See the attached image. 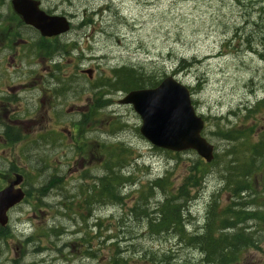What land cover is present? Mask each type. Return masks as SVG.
<instances>
[{"label": "rangeland", "instance_id": "obj_1", "mask_svg": "<svg viewBox=\"0 0 264 264\" xmlns=\"http://www.w3.org/2000/svg\"><path fill=\"white\" fill-rule=\"evenodd\" d=\"M102 2L57 8L79 15L85 10L93 17L83 49H88L85 62L90 61L95 80L105 82L122 67L141 70L151 82L171 77L189 89L194 110L204 120V137L217 160L201 185L176 201L187 209L186 233L203 234L212 200L217 215L229 205L227 161L238 149L215 132L219 127L254 129L257 141L264 126V0H131L109 8ZM181 61L188 66L185 70L179 68ZM99 91L103 108L84 121L67 111L83 109L85 95L65 104L56 100L58 122L45 105L31 119L14 120L23 139L16 143H4L0 130V188L19 173L29 194L8 213L11 233L0 247V264L6 257L15 262L13 258L25 253L39 264H161L163 257L173 264H200L199 251L177 233L149 231L147 212L165 196L161 190L145 192L151 181L168 172L167 185L175 195L199 157L192 151L152 147L139 134L138 115L131 106L119 104L124 93ZM93 98L90 92L89 102ZM259 102L263 104L255 110ZM243 108L255 111L244 118ZM73 122H81L75 134ZM114 160L130 177L122 187L115 185L121 200H90L89 192L96 191L92 185L105 175L107 164L117 165ZM255 180L253 188L259 193L263 176ZM248 225L256 247L242 250L235 264H264V224L253 220ZM51 228L58 229V235L50 233ZM29 235L33 237L25 244Z\"/></svg>", "mask_w": 264, "mask_h": 264}, {"label": "flooded vegetation", "instance_id": "obj_2", "mask_svg": "<svg viewBox=\"0 0 264 264\" xmlns=\"http://www.w3.org/2000/svg\"><path fill=\"white\" fill-rule=\"evenodd\" d=\"M12 1L0 3V7H3V10L0 8V130L4 143L8 144L23 140L14 120L21 117L31 119L33 115L38 114L42 105L52 110L51 119L57 122V111L53 108L56 106V100L65 104L68 99H80L85 95L83 109L73 114H69L73 108L67 111L68 115L80 114L78 117L82 121L102 109L100 88L94 85L95 70L89 67L90 61L85 62L88 49L86 46L83 49V41L88 39L85 31L91 28L93 17L86 16L85 10L79 15L68 10L60 12L57 9L89 7L93 6L96 0H25L38 2L37 7L46 16L66 18L69 23L68 32L53 37H42L33 27L25 25L23 18L13 10ZM102 1V6L109 8L115 5L124 6L131 0ZM73 82L77 85L76 88ZM90 92L94 98L89 102ZM64 112H58V115ZM8 121L14 123L10 124ZM81 122L78 125H81ZM4 123H7V126ZM78 125L73 122V129H78ZM12 175L5 181L4 186L12 182ZM24 179L22 176V183L17 187L25 193ZM8 241L1 236L0 247ZM29 257L26 253L18 254L13 258L17 261L6 257L4 263L39 264L35 259L29 260Z\"/></svg>", "mask_w": 264, "mask_h": 264}, {"label": "trees", "instance_id": "obj_3", "mask_svg": "<svg viewBox=\"0 0 264 264\" xmlns=\"http://www.w3.org/2000/svg\"><path fill=\"white\" fill-rule=\"evenodd\" d=\"M183 63L184 61L180 62L179 68L185 69L187 67H184ZM150 80L135 69L123 67L112 71L110 79L96 86L100 90L106 88L109 91L126 93L140 88H154L158 84V82H151ZM256 104L255 110L263 102ZM255 110L243 108L244 118H247L248 114H253ZM91 115L90 117H92ZM215 134L221 140L235 143L238 148L236 154L232 153L231 158H233L227 161L229 169L227 171L228 177L225 180L226 188L230 194L229 205L217 215L214 212L216 201L213 199L203 234H198V232H194L192 235L186 233L183 216L185 213L187 214V209L184 205L177 204L176 201L184 200L189 196L191 189L201 185L208 173V168L215 163L217 156L214 155V159L209 164L197 159L190 166L188 176L178 187L175 195H172L173 193L169 191L170 188L167 185L168 172L163 178L151 181L152 185L148 186L145 192H151L152 189L161 190L165 198L162 203L156 205L157 207L152 213L147 212V216L151 218L148 229L155 234L177 233L187 245L199 251L202 256L200 264H235L242 250L256 247L257 241L253 237L254 232L249 230L251 227H249L248 222L253 220L264 222V202L258 201L259 198L264 197V126L256 135L257 141H253L254 129L234 130L231 127L228 129L219 127ZM202 135H204V131ZM115 162L117 165L110 166L107 164L104 168L105 175L98 180V183L92 185L91 190L96 188V191L89 192L90 200L103 203L121 200V192L115 187L117 185L122 187L124 183L130 180V177L125 176L122 169L118 168L120 166L119 160ZM116 168L118 170L115 171ZM258 175L263 176V184L259 183L261 188L259 193L253 188ZM49 185H51V181L45 188L40 189V193H44V189ZM247 197L252 198L246 200ZM141 198L143 199L140 197L138 203L142 202ZM142 208L139 209L145 215L146 210ZM1 231L4 234L5 230L2 229ZM50 233L56 234L57 230L53 229ZM163 258L161 264H173L170 262V257Z\"/></svg>", "mask_w": 264, "mask_h": 264}, {"label": "water", "instance_id": "obj_4", "mask_svg": "<svg viewBox=\"0 0 264 264\" xmlns=\"http://www.w3.org/2000/svg\"><path fill=\"white\" fill-rule=\"evenodd\" d=\"M11 4L25 24L39 31L42 37L58 36L69 29L64 17L46 16L37 7L38 2L13 0ZM119 103L130 105L139 116V133L153 147L172 152L192 150L207 163L213 159V146L201 136L203 120L191 105L189 91L173 78H165L153 89L130 91ZM20 182L21 176L16 175L9 186L0 190L2 227L7 224V211L24 198L21 189L14 188Z\"/></svg>", "mask_w": 264, "mask_h": 264}, {"label": "bare ground", "instance_id": "obj_5", "mask_svg": "<svg viewBox=\"0 0 264 264\" xmlns=\"http://www.w3.org/2000/svg\"><path fill=\"white\" fill-rule=\"evenodd\" d=\"M135 71H138V70H135Z\"/></svg>", "mask_w": 264, "mask_h": 264}]
</instances>
